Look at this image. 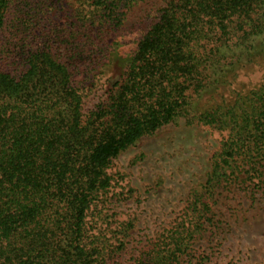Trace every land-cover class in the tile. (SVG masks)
I'll use <instances>...</instances> for the list:
<instances>
[{
  "label": "trees",
  "instance_id": "1",
  "mask_svg": "<svg viewBox=\"0 0 264 264\" xmlns=\"http://www.w3.org/2000/svg\"><path fill=\"white\" fill-rule=\"evenodd\" d=\"M49 3L0 0V264H106L124 246L95 227L111 165L165 128L226 134L209 186L264 174V84L198 103L264 61V0H81L66 26ZM113 56L122 68L87 108ZM202 195L138 264H182Z\"/></svg>",
  "mask_w": 264,
  "mask_h": 264
},
{
  "label": "rangeland",
  "instance_id": "2",
  "mask_svg": "<svg viewBox=\"0 0 264 264\" xmlns=\"http://www.w3.org/2000/svg\"><path fill=\"white\" fill-rule=\"evenodd\" d=\"M46 1L50 3L45 17L66 26L81 0ZM120 60L113 56L91 80L100 79V84L86 99L87 108L106 97L113 76L122 68ZM261 84L264 61L240 69L229 85L198 103L203 107L223 99L230 102L237 92ZM225 138L224 132L212 128L171 126L113 161L109 170L113 185L103 198L95 227L112 250L124 246L106 264H138L170 231L189 225L194 216L191 204L201 193L210 211L201 219L204 226L195 231L193 247L182 264H264V174L254 179L240 175L227 186L223 182L209 186L213 157Z\"/></svg>",
  "mask_w": 264,
  "mask_h": 264
}]
</instances>
